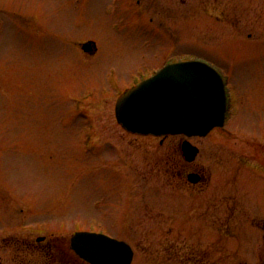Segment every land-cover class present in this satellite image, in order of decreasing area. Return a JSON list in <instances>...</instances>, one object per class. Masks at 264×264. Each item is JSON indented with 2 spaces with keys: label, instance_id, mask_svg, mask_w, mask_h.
<instances>
[{
  "label": "rangeland",
  "instance_id": "374dc122",
  "mask_svg": "<svg viewBox=\"0 0 264 264\" xmlns=\"http://www.w3.org/2000/svg\"><path fill=\"white\" fill-rule=\"evenodd\" d=\"M88 39L95 54L78 46ZM168 58L216 65L239 90L235 104L246 98L233 106L234 125L264 133V0H0V264H45L51 253L57 264L74 263L71 235L104 226L129 182L124 173L147 182L125 168L124 155L142 160L135 171L149 177L156 139L118 122L114 87L126 90ZM91 122L103 142L86 137ZM234 174L230 166L218 180ZM42 235L34 248L19 241ZM128 239L136 264L156 262L155 248L173 241Z\"/></svg>",
  "mask_w": 264,
  "mask_h": 264
},
{
  "label": "flooded vegetation",
  "instance_id": "af4514ba",
  "mask_svg": "<svg viewBox=\"0 0 264 264\" xmlns=\"http://www.w3.org/2000/svg\"><path fill=\"white\" fill-rule=\"evenodd\" d=\"M78 43L81 49L83 41ZM97 51L98 48L92 47L88 53L95 54ZM129 85L127 89L134 83ZM114 88H117V97L127 90ZM235 93L239 95V90L232 92L231 87L228 88L229 107L224 125L214 127L203 136L150 134L156 139L153 151L148 152L154 159L150 161L145 157L144 162H149L148 173L156 180L154 184H150L147 175L135 171V164L142 163V160L136 161L135 157H128L124 152L128 163L125 168L132 170L136 177L146 178L147 182H133L128 171L124 173L129 180L127 186L113 199L114 205L106 208L104 226L92 231L125 240L132 246L128 238L153 235L173 238V241L167 239L160 242V246L155 248L156 262L150 263L145 258L142 264H264V133L255 130L243 132L234 125V108L246 101V98L239 100L238 97L235 104ZM90 128L94 130V134L90 132L93 143L96 138L103 142L95 123L91 122ZM196 138L212 140L202 146ZM185 141L198 148L193 158L188 157ZM200 155H203L201 160ZM214 165L218 166L215 173L211 171ZM230 166L235 168L233 181L220 182L218 179ZM244 170L249 175L243 182ZM162 174L165 182L159 183ZM109 197L110 200L113 198L110 194ZM149 206L151 209H148ZM148 212L151 216L146 214ZM38 237L35 241L33 238L19 241L23 246L34 248L37 242L44 241ZM193 237L198 242H201L200 239L211 240L215 246L192 247L194 240L189 242L184 239ZM10 239L9 243L18 245L16 238ZM46 242V247L53 244ZM242 242H249L251 246H242ZM133 248L132 264H136L139 254ZM53 255L51 253L45 264L59 262ZM71 258L74 263L68 264H92L74 251Z\"/></svg>",
  "mask_w": 264,
  "mask_h": 264
},
{
  "label": "water",
  "instance_id": "95a60500",
  "mask_svg": "<svg viewBox=\"0 0 264 264\" xmlns=\"http://www.w3.org/2000/svg\"><path fill=\"white\" fill-rule=\"evenodd\" d=\"M93 42H86L84 48L88 50ZM226 112L223 75L201 59L168 64L124 93L116 105L119 122L146 134L205 135L223 125ZM185 150L189 158L198 152L189 141H185ZM71 242L79 255L94 264H131L134 255L127 242L103 233L79 231Z\"/></svg>",
  "mask_w": 264,
  "mask_h": 264
}]
</instances>
